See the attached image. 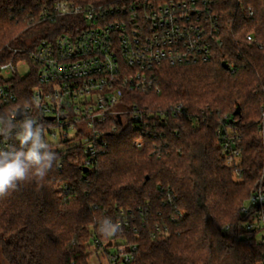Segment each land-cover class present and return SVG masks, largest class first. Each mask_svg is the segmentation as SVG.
Masks as SVG:
<instances>
[{"label":"trees","instance_id":"16d2710c","mask_svg":"<svg viewBox=\"0 0 264 264\" xmlns=\"http://www.w3.org/2000/svg\"><path fill=\"white\" fill-rule=\"evenodd\" d=\"M53 1L0 0V65L12 61L10 50H33L62 34L64 20L42 18ZM217 1L224 46L213 60L162 68L161 93L136 97L168 116L144 135V148L135 146L142 135L128 123L109 134L93 168H83L80 149L56 151L44 181L0 198V264H89L103 217L122 226L113 240L137 247L133 264H264V245L241 226L245 203L264 190V0ZM252 34L256 44L247 40ZM13 82L19 101L9 111L33 89ZM179 105L183 112L175 114ZM223 136L241 149L234 167L226 166Z\"/></svg>","mask_w":264,"mask_h":264},{"label":"built area","instance_id":"2783aa9c","mask_svg":"<svg viewBox=\"0 0 264 264\" xmlns=\"http://www.w3.org/2000/svg\"><path fill=\"white\" fill-rule=\"evenodd\" d=\"M217 9V0H134L121 6L54 0L42 18L64 20L65 28L33 50H10L12 61L0 65L5 82L0 85V111H9L19 101L13 81L25 80L33 89L23 99L32 102L30 114L44 123L47 141L55 151L80 149L85 170L107 152L109 134L128 123L142 135L135 146L144 148V135L156 128L157 119L166 125L168 116L165 111H158V116L136 97L161 93L162 68L213 60L224 46ZM254 14L253 9L246 12L249 18ZM247 40L257 43L253 34ZM230 70L235 72L233 66ZM173 110L182 114L183 107ZM222 141L226 166H236L239 145L227 136ZM10 143L0 139V148ZM242 215L245 232L264 245L263 189L245 203ZM90 253L99 262L107 257L109 264H133L137 247L101 235L92 239Z\"/></svg>","mask_w":264,"mask_h":264},{"label":"clouds","instance_id":"9594fccd","mask_svg":"<svg viewBox=\"0 0 264 264\" xmlns=\"http://www.w3.org/2000/svg\"><path fill=\"white\" fill-rule=\"evenodd\" d=\"M31 111L30 100L10 111H0V139L12 142L7 148H0V198L24 185L44 181L58 159V153L45 137L44 123ZM97 224L104 237L121 231L120 224L111 217H103Z\"/></svg>","mask_w":264,"mask_h":264},{"label":"rangeland","instance_id":"374dc122","mask_svg":"<svg viewBox=\"0 0 264 264\" xmlns=\"http://www.w3.org/2000/svg\"><path fill=\"white\" fill-rule=\"evenodd\" d=\"M110 252H111V253H115L116 250L113 249V250H111ZM90 254H91V253H90ZM91 256H92V255H91ZM1 262H2V264H5L2 260H1ZM89 264H109V262H108V258H107V257H103V258H101L100 262H99L98 260L93 259V257H92V259L90 258V260H89Z\"/></svg>","mask_w":264,"mask_h":264},{"label":"water","instance_id":"95a60500","mask_svg":"<svg viewBox=\"0 0 264 264\" xmlns=\"http://www.w3.org/2000/svg\"><path fill=\"white\" fill-rule=\"evenodd\" d=\"M223 68L225 70H227V71L230 70V66L227 63H224L223 64ZM240 115H241V109L238 107L237 110H236V112H235V116H240ZM18 119H20V118L18 117Z\"/></svg>","mask_w":264,"mask_h":264}]
</instances>
